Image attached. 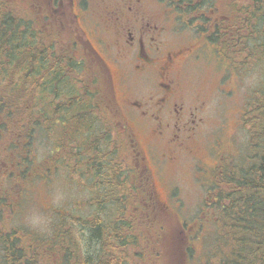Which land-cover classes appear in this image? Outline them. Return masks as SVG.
I'll return each mask as SVG.
<instances>
[{
	"label": "trees",
	"instance_id": "1",
	"mask_svg": "<svg viewBox=\"0 0 264 264\" xmlns=\"http://www.w3.org/2000/svg\"><path fill=\"white\" fill-rule=\"evenodd\" d=\"M170 1L182 27L190 25L200 34L212 25L206 29L208 39L233 68L264 55L251 46L264 48V0H224L215 12L227 15L219 14L217 27L205 15L204 0ZM14 4L0 0V187L17 185L14 194L21 198L27 182L66 169L90 191L91 214L82 218L71 211L67 225L68 218L59 216L55 232L41 240L1 223L2 209L15 213L19 198L12 203L0 197L3 264H137L127 248L137 247L135 211L144 201L137 196L138 182L123 166L97 60L74 57L59 39L44 36L36 17ZM241 120L249 141L246 164L228 160L207 186L214 197L203 205L214 211L210 218L220 228L222 252L209 264H264V79L252 91ZM39 138L51 144L43 162L34 158ZM71 217L81 223V242L71 231L76 229ZM141 221L138 227L145 229L154 223L148 215ZM25 233L27 242L22 241ZM162 252L151 248L145 258H161Z\"/></svg>",
	"mask_w": 264,
	"mask_h": 264
},
{
	"label": "flooded vegetation",
	"instance_id": "2",
	"mask_svg": "<svg viewBox=\"0 0 264 264\" xmlns=\"http://www.w3.org/2000/svg\"><path fill=\"white\" fill-rule=\"evenodd\" d=\"M204 3L205 15L219 26L217 2ZM27 10L48 39H59L76 58L97 60L123 166L144 201L141 213L155 214L163 204L156 180L168 188L177 181L163 175L164 166L185 162L195 175H214L228 154L226 132L217 141L219 151L212 142L205 145L207 102L190 98L181 78L205 54L203 43L212 45L210 23L204 33L194 32L196 41L182 43L175 39L170 0H27Z\"/></svg>",
	"mask_w": 264,
	"mask_h": 264
},
{
	"label": "rangeland",
	"instance_id": "3",
	"mask_svg": "<svg viewBox=\"0 0 264 264\" xmlns=\"http://www.w3.org/2000/svg\"><path fill=\"white\" fill-rule=\"evenodd\" d=\"M12 1L15 2L14 5L18 10L27 12V0ZM223 1L217 0L216 6L220 8ZM218 14L227 15L221 9ZM171 15L176 18L174 10L170 11ZM171 23L178 30L177 36L175 35L178 42L196 41L195 31L189 27L190 25L182 27L178 20ZM255 45L251 44L253 51L259 55L260 53L264 54V48L259 47L257 49ZM203 53L205 54L199 56L197 61H191L187 65L181 78L190 98L205 99L207 102L202 113L209 121L205 137L207 139L204 140L205 145L212 142V150L214 152L219 151L216 145L217 141L223 132H226L225 142L230 146L227 145L225 151L228 154L225 153V156H222L219 165H226L228 160L233 164H246L244 161L248 158L249 141L245 126H242L241 115L247 107L252 91L264 79V55L249 60L247 64V61H244L239 67L233 68L234 66L230 65L229 59L218 51L215 45L204 42ZM89 66L92 67V65ZM223 89L228 93H224ZM50 150L51 144L48 139H37L35 160L43 162ZM211 161L209 158L207 159V162L210 163ZM188 165L182 162L173 167L164 166L163 175L166 178H175L177 181L174 185L169 184L171 187L168 188L162 180H156V187L161 193L163 204L161 203L156 207L155 214L150 213L149 217L154 222L151 229L138 227L146 214L141 213L139 209L137 212L135 211L138 216V223L134 219L135 232L133 235L137 237V247H128L127 252L129 257H135L134 262L137 264H209L221 257V241L218 240V229L220 228L210 218L214 211L203 205L205 200L214 197L212 192H208L207 186L209 184L206 185L212 181L211 172L199 170L195 175L193 169H190ZM10 189L12 190H7L4 186L0 187V197H4V200L13 203L20 194H14L17 185L10 187ZM89 192L82 179L76 175H70L66 169L56 170L54 173L46 171L44 177L37 176L27 182L22 197L18 199L14 207L15 211L17 210L15 213H12V210L8 208L2 209L1 223L7 229L22 228L35 234L38 238L40 237L41 240H48L55 232L53 227L59 220V216L63 215L68 218L65 221L67 225L69 222L68 215L72 213L71 211H75L78 217L82 218L91 214V209L87 207ZM57 193L61 194L59 200L55 199ZM130 207L129 205V209ZM131 210L133 211V206ZM33 214L49 221L46 229L37 230L30 226L28 218ZM71 220L76 226V229L73 228L71 231L81 242V239L84 238V234L78 230L81 223L78 224L72 217ZM180 225L185 230H182ZM29 237L30 235L27 233L23 234L22 241L27 242ZM159 241L161 243L157 244ZM148 244L149 246H147ZM153 244L155 246H152ZM82 247L84 252L88 249H85L84 243ZM154 247L163 250L162 257L160 258L159 254L154 256L155 259L148 262L145 254L148 256L151 253V248ZM2 259L0 246V264H3Z\"/></svg>",
	"mask_w": 264,
	"mask_h": 264
},
{
	"label": "clouds",
	"instance_id": "4",
	"mask_svg": "<svg viewBox=\"0 0 264 264\" xmlns=\"http://www.w3.org/2000/svg\"><path fill=\"white\" fill-rule=\"evenodd\" d=\"M61 198V194L57 193L55 195V199L59 200ZM28 223L30 224V226L34 229L37 230H44L47 228L49 221L43 217H40L36 214H33L32 216H30L28 218Z\"/></svg>",
	"mask_w": 264,
	"mask_h": 264
}]
</instances>
